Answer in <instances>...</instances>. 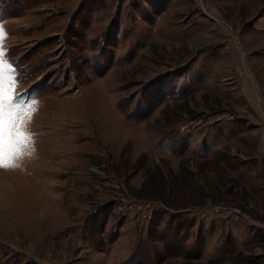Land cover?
<instances>
[{"label":"rangeland","instance_id":"rangeland-1","mask_svg":"<svg viewBox=\"0 0 264 264\" xmlns=\"http://www.w3.org/2000/svg\"><path fill=\"white\" fill-rule=\"evenodd\" d=\"M0 26L35 140L0 168V264H264V0H0Z\"/></svg>","mask_w":264,"mask_h":264},{"label":"snow or ice","instance_id":"snow-or-ice-1","mask_svg":"<svg viewBox=\"0 0 264 264\" xmlns=\"http://www.w3.org/2000/svg\"><path fill=\"white\" fill-rule=\"evenodd\" d=\"M6 33L2 26H0V168L9 169L17 167L15 159H13L12 154L15 153L16 156H21L24 153L19 152L16 149V145H23L24 148L33 146L31 151H34V133L25 132L23 130L17 129L15 133L11 131L17 120L19 123L23 124L22 114L24 112L25 106H21L20 101L23 100L24 95L17 97L15 100L12 95H10L11 86L13 81H8V87L5 88V82L3 80L2 67L4 64V39ZM35 102V101H33ZM8 105V111H5V105ZM15 136V141L13 142L12 137ZM31 155V152L27 153Z\"/></svg>","mask_w":264,"mask_h":264},{"label":"crops","instance_id":"crops-1","mask_svg":"<svg viewBox=\"0 0 264 264\" xmlns=\"http://www.w3.org/2000/svg\"><path fill=\"white\" fill-rule=\"evenodd\" d=\"M1 176H3V177H4L5 175H1ZM4 178H6V177H4ZM5 180H7V181H8V183L10 184V188H11V184H12V182H14V179L12 180V182H11V180H10V178H9V177H8V178H6ZM9 197H10V195H9V190H8V203H9V200H10V198H9ZM8 203H7V204H8ZM6 206H8V205H6ZM6 206H5V207H6Z\"/></svg>","mask_w":264,"mask_h":264},{"label":"bare ground","instance_id":"bare-ground-1","mask_svg":"<svg viewBox=\"0 0 264 264\" xmlns=\"http://www.w3.org/2000/svg\"><path fill=\"white\" fill-rule=\"evenodd\" d=\"M7 195H0V205L5 204Z\"/></svg>","mask_w":264,"mask_h":264}]
</instances>
